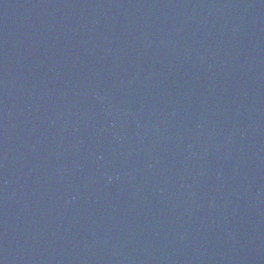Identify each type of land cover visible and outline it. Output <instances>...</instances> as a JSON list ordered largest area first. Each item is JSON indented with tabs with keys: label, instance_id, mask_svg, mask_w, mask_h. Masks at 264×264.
Returning <instances> with one entry per match:
<instances>
[{
	"label": "water",
	"instance_id": "obj_1",
	"mask_svg": "<svg viewBox=\"0 0 264 264\" xmlns=\"http://www.w3.org/2000/svg\"><path fill=\"white\" fill-rule=\"evenodd\" d=\"M0 264H264V0H0Z\"/></svg>",
	"mask_w": 264,
	"mask_h": 264
}]
</instances>
